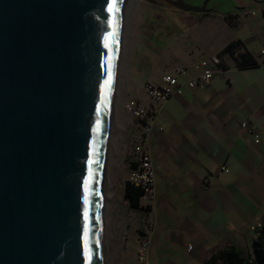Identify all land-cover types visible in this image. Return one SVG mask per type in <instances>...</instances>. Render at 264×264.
I'll use <instances>...</instances> for the list:
<instances>
[{
	"label": "water",
	"instance_id": "95a60500",
	"mask_svg": "<svg viewBox=\"0 0 264 264\" xmlns=\"http://www.w3.org/2000/svg\"><path fill=\"white\" fill-rule=\"evenodd\" d=\"M124 6L0 0V264H105Z\"/></svg>",
	"mask_w": 264,
	"mask_h": 264
},
{
	"label": "crops",
	"instance_id": "0c3cea01",
	"mask_svg": "<svg viewBox=\"0 0 264 264\" xmlns=\"http://www.w3.org/2000/svg\"><path fill=\"white\" fill-rule=\"evenodd\" d=\"M158 8L154 13L141 2L131 12L139 54L127 94L143 103L145 82L158 83L164 72L179 68L187 69L182 80L197 76L202 59L241 43L234 54L222 55L223 70L205 87L173 95L157 115L149 138L156 172V198L147 212L151 259L204 264L230 245L252 252L256 235L250 227L264 223V0H231L207 11L205 32L197 12L166 2ZM244 51L256 65L239 67ZM242 122L257 129L259 143ZM139 135L140 128L136 141Z\"/></svg>",
	"mask_w": 264,
	"mask_h": 264
},
{
	"label": "rangeland",
	"instance_id": "374dc122",
	"mask_svg": "<svg viewBox=\"0 0 264 264\" xmlns=\"http://www.w3.org/2000/svg\"><path fill=\"white\" fill-rule=\"evenodd\" d=\"M205 1H207V8L210 10L221 9L224 6L226 8L231 2V0H183L185 4L199 7H202ZM141 2L150 4L153 12L155 11L154 13L158 11V6L161 3L166 2L176 6L175 0H159L151 3L147 0H132V2L128 1L124 12L123 23L127 30L124 33L123 29L122 33L123 40L121 41L122 50L119 54L120 66H118L117 83L122 91L118 105L116 90L108 145L110 163L107 165L108 184L103 234L105 264H136L137 237L142 233L148 218V210L142 203L139 208H134L124 196L128 172L133 167L130 155L136 141L135 136L139 133L138 121L125 110V101L130 97L127 94V88L131 79L132 65L137 62L135 56L139 54V51H135L137 47L135 35L139 37V31L135 28L136 22L131 21V12L134 6L133 11ZM196 14L200 18V27L205 32L210 19L206 17V12H197ZM156 21L152 20V22ZM231 33H235V31L233 30ZM156 38L158 39V36ZM124 48L126 54H123Z\"/></svg>",
	"mask_w": 264,
	"mask_h": 264
},
{
	"label": "built area",
	"instance_id": "2783aa9c",
	"mask_svg": "<svg viewBox=\"0 0 264 264\" xmlns=\"http://www.w3.org/2000/svg\"><path fill=\"white\" fill-rule=\"evenodd\" d=\"M264 55V38L259 50ZM221 57L213 56L200 61L201 72L194 77L181 79L187 74L186 68L166 71L161 75L160 82H145L143 91L148 103L141 99L129 97L125 101V110L135 117L140 128V135L133 146L131 163L133 167L128 172V182L142 189L141 203L149 211L156 198V172L153 167L149 138L155 126L157 115L163 104L173 95L182 94L187 88L195 89L205 87L210 82L215 71H222ZM242 127L255 137V142L261 141V134L254 126L242 122ZM227 170V168H225ZM148 220V219H147ZM263 222L251 225L256 237L259 235ZM151 227L146 221L142 233L137 238L136 264H157L151 259ZM191 249L192 246L190 245Z\"/></svg>",
	"mask_w": 264,
	"mask_h": 264
},
{
	"label": "trees",
	"instance_id": "16d2710c",
	"mask_svg": "<svg viewBox=\"0 0 264 264\" xmlns=\"http://www.w3.org/2000/svg\"><path fill=\"white\" fill-rule=\"evenodd\" d=\"M240 43L239 40L230 42L217 56L222 57L225 53L234 54L240 47ZM248 57L250 60H248ZM237 61L239 67L242 68L256 65L248 51L239 53ZM142 193L141 188L128 181L125 183L124 196L129 200L132 207H140ZM204 264H264V225L260 229L259 235L253 240L252 252H246L235 245H230L214 253Z\"/></svg>",
	"mask_w": 264,
	"mask_h": 264
},
{
	"label": "bare ground",
	"instance_id": "6f19581e",
	"mask_svg": "<svg viewBox=\"0 0 264 264\" xmlns=\"http://www.w3.org/2000/svg\"><path fill=\"white\" fill-rule=\"evenodd\" d=\"M128 1H130V2H132V0H125V6H124V12H125V10H126V8H127V3H128ZM125 19V18H124ZM127 27L125 26L124 27V23H123V29H124V33H125V31L127 30L126 29ZM123 36H124V34H123ZM123 38V37H122ZM123 40V39H122ZM121 42H120V51H119V54H120V52H121V50H122V47H121ZM123 54H126V49L124 48L123 49ZM120 66V65H119ZM117 94H118V98H117V103H118V105H119V102H120V96H121V88H119L118 86H117ZM108 163H110V160H109V158H108V160H107V165H108ZM107 172H108V168H107ZM109 174V173H108ZM107 184H108V175H107ZM105 206H106V203H105Z\"/></svg>",
	"mask_w": 264,
	"mask_h": 264
},
{
	"label": "flooded vegetation",
	"instance_id": "af4514ba",
	"mask_svg": "<svg viewBox=\"0 0 264 264\" xmlns=\"http://www.w3.org/2000/svg\"><path fill=\"white\" fill-rule=\"evenodd\" d=\"M150 1H152V2H158L159 0H150ZM176 2L178 1V0H175Z\"/></svg>",
	"mask_w": 264,
	"mask_h": 264
}]
</instances>
